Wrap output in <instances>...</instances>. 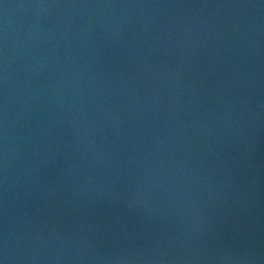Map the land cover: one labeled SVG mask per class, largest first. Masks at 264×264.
Masks as SVG:
<instances>
[{
    "label": "water",
    "instance_id": "obj_1",
    "mask_svg": "<svg viewBox=\"0 0 264 264\" xmlns=\"http://www.w3.org/2000/svg\"><path fill=\"white\" fill-rule=\"evenodd\" d=\"M0 264H264V0H0Z\"/></svg>",
    "mask_w": 264,
    "mask_h": 264
}]
</instances>
